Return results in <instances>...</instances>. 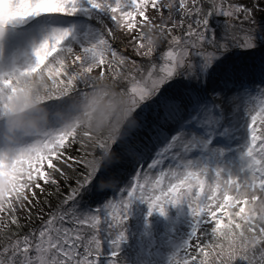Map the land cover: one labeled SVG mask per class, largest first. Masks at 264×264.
I'll list each match as a JSON object with an SVG mask.
<instances>
[{"label":"snow or ice","instance_id":"6c2138e0","mask_svg":"<svg viewBox=\"0 0 264 264\" xmlns=\"http://www.w3.org/2000/svg\"><path fill=\"white\" fill-rule=\"evenodd\" d=\"M260 3L0 0V41L10 27L30 20L88 18L79 39L70 24L52 27L33 49L34 62L0 68V119L12 110L26 77H47L42 103L75 101L44 131L0 143V264H102L105 236L109 264H120L133 200L147 204L148 216H166L171 206L189 210L191 238L169 264H264V81L204 91L213 68L234 46L252 49L264 42L255 27V12L264 11ZM217 17L224 21L214 28ZM116 29L129 36L146 66L114 47ZM162 44L157 62L153 57ZM180 81L181 94H170ZM81 83L85 89L78 88ZM110 93L126 100L127 108L106 131L93 136L65 124L81 101ZM114 165L126 168L113 173ZM71 172L79 173L76 186L45 218L37 210V192L44 194L47 185L59 189ZM117 191L118 199L78 205L85 192ZM34 210L39 227L21 232L19 213L30 220ZM202 223L210 227L207 243Z\"/></svg>","mask_w":264,"mask_h":264},{"label":"rangeland","instance_id":"374dc122","mask_svg":"<svg viewBox=\"0 0 264 264\" xmlns=\"http://www.w3.org/2000/svg\"><path fill=\"white\" fill-rule=\"evenodd\" d=\"M243 2L247 3V0H243ZM260 7L264 8V0H261ZM87 16L84 17L82 21H54L51 18L40 20L39 23H33L31 20L21 24L16 27H10L5 34L2 41H0V68L11 67L13 64L19 66L21 68L27 67L28 64L34 62L35 57L33 55V49L38 46V44L45 38V36L50 32L52 27H60L72 25L75 28L74 36L79 39V34L87 21ZM255 20L257 28V35H264V13L263 11L255 12ZM224 18L217 17L212 20V24L214 28H219L223 24ZM97 23H100L97 20ZM105 23L112 28H115V25L105 18ZM119 42H125L127 46H121L118 49L121 53L126 54L130 59L135 60L138 64L147 65L148 60L146 58H142L137 56L133 51L131 46L129 45V36L125 33L120 32L118 29L115 31V39ZM117 43V42H116ZM237 50L243 51L242 53L238 52V55L235 57V60L241 58V54H249L251 63H256V60L259 58L256 51L260 49L264 53V42L257 41V46L252 49H245L243 47H237ZM165 50V45H161L157 50V53L154 55L153 59L157 60L161 52ZM234 52V51H233ZM232 52V53H233ZM225 56L222 58L221 62L215 66L223 64L224 60L227 59ZM236 55V52H234ZM131 68V65H128ZM222 67V65L220 66ZM123 85V82H122ZM79 86V85H78ZM79 89H85V85L80 84ZM175 86V85H174ZM119 90V88H118ZM54 101L58 104L55 105ZM71 103V101L65 100H53L45 104V106L50 110V120L55 118V112L58 109H62L67 106V104ZM4 134V125L2 119H0V143H2V138ZM91 152V149H90ZM76 153L73 152V155ZM91 159V155L88 157ZM126 168L125 165H114L111 169L113 173L120 171L121 169ZM69 175L72 177L70 180H60L59 189H55L53 185L45 186V193L41 194L39 191L37 192L38 196H44L45 203L42 207L43 215L47 218V213L49 211H54L58 208L61 202L66 198L67 195L71 193L72 188L76 186L75 179L79 175V173L71 172ZM59 179V177H58ZM122 180L126 178L121 177ZM124 185V184H123ZM120 187H122L120 185ZM95 196H102V193H93ZM111 194V193H110ZM106 195V194H105ZM115 196V198H119L120 193L117 191L114 194H111V198ZM104 196V195H103ZM103 199L100 197H96L95 200L101 201ZM105 199V198H104ZM103 199V200H104ZM109 199V198H107ZM96 204V203H95ZM50 209H47V208ZM54 208V210L52 209ZM41 209V208H39ZM138 211V212H136ZM135 211V216L138 217L140 224L136 227H133L131 233L132 243L141 246V255L142 259L139 260V264H166L171 255L179 248L186 240H189L192 235V228L194 226V220L189 212V210L184 206H171L167 211L166 216H161L158 212H153L151 216H148V207L146 203H143L137 210ZM27 217V213L25 215ZM146 225L143 224V222ZM40 220L35 219L32 223L26 222L24 223L25 228L29 226L30 229L38 228L40 225ZM37 224V225H35ZM202 236L201 238H205L204 242H209L208 236L204 235V233H208L210 235V227L206 224H201ZM108 247H105V251L109 250ZM127 254V253H125ZM183 256V253L181 254ZM127 259H130V256L127 255ZM109 264V260L106 261ZM103 263V262H102ZM104 264V263H103Z\"/></svg>","mask_w":264,"mask_h":264},{"label":"clouds","instance_id":"9594fccd","mask_svg":"<svg viewBox=\"0 0 264 264\" xmlns=\"http://www.w3.org/2000/svg\"><path fill=\"white\" fill-rule=\"evenodd\" d=\"M150 32V30H148ZM106 82H100L98 88H104ZM50 87L43 74L23 78L18 91L12 99V110L2 119L4 134L2 143H16L44 131L50 122V110L41 101ZM71 103H75L72 101ZM79 110L73 114L66 125H79L97 136L106 131L110 124L118 121L127 108V101L114 93L108 96H94L81 101ZM63 109L55 112L63 115Z\"/></svg>","mask_w":264,"mask_h":264},{"label":"trees","instance_id":"16d2710c","mask_svg":"<svg viewBox=\"0 0 264 264\" xmlns=\"http://www.w3.org/2000/svg\"><path fill=\"white\" fill-rule=\"evenodd\" d=\"M247 3L249 5H251L252 0H247ZM263 13H264V11H263ZM112 43H113L114 47H116V48H119L121 46H127V44L125 42H119L116 40H113ZM260 49H258L256 51V53L259 57L256 60V63H251L252 60H250L249 54H245V53L241 54V58H238L237 60H235V57L238 55L237 51L239 53L240 52L242 53L243 51L237 50V48L233 47L232 50L230 52H228V55L226 56L227 59H225L223 61L224 63L221 64L222 67H220L221 65H219L218 67L213 68L212 75H211L210 79L208 80L207 86H206L204 91L206 93H208L209 95H211L213 89H220L226 83L228 84L229 87H231L233 82L239 83L241 81H247V82H255V83L259 84L261 81H264V53L262 51H260ZM233 51L236 52V55H234ZM184 86H185V84L183 81L177 82L175 84V86H173V88L169 90V92H170V94H173V95H180ZM80 87H84V86L79 85L78 88H80ZM54 103H55V105L58 104L55 101H54ZM121 186L123 187L124 185L121 184ZM93 193L94 192H92V193L85 192L82 197L78 198V205L84 204L86 206L94 207L96 205L95 203L98 202L97 200H95L96 197H100V198L103 197V199H104L105 196H107V198L113 199V197L112 198L110 197L111 194H106V195L103 194L104 196L103 195L102 196H95ZM43 197L44 196H41V195L39 196L41 204L37 205V210H39V208H42L44 203H45V200ZM143 203L144 202L139 201V200H133V202L130 206L128 220L125 224V231H126L127 239L122 243L121 248H120V254H119L120 264H139V260L143 258V256L141 255V251H142L140 249L141 246L132 243L131 233H130V232H132L133 227H136L140 224L138 217L135 216V211ZM47 209H50V208L48 207ZM52 209L54 210V208H52ZM136 212H138V211H136ZM25 215H26V212H20L19 213L20 223H21V225L24 226L20 230L21 232H27L30 229L29 226H27V228H25L24 223H26V222L32 223L37 218V211L34 210L33 215H32L30 220L26 219ZM146 223H148V222H146V220H145V223L143 222V224L146 225ZM35 225H37V224H35ZM12 231H16V229L13 228ZM204 235H205V233H204ZM201 236H202V234H201ZM205 238H203V241L205 240ZM104 239H105V247H108L107 249H109V250L105 251L104 256L102 257V262L105 264V263H107L106 261L109 260L108 253L111 251V244H110L109 238L107 236H105ZM125 253H127V254H125ZM127 255L130 256V259H127ZM166 264H168V261L166 262Z\"/></svg>","mask_w":264,"mask_h":264}]
</instances>
